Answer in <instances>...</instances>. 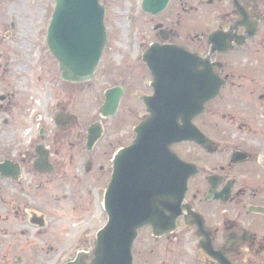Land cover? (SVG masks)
Masks as SVG:
<instances>
[{
  "label": "flooded vegetation",
  "instance_id": "flooded-vegetation-1",
  "mask_svg": "<svg viewBox=\"0 0 264 264\" xmlns=\"http://www.w3.org/2000/svg\"><path fill=\"white\" fill-rule=\"evenodd\" d=\"M149 1L138 0V65L122 61L108 66L114 72L104 104L106 94L118 90L122 106L138 73V127L149 117L146 99L155 94V78L146 59L164 56L150 53L153 48H175L184 56L208 61L224 84L202 112L193 103H201L205 81L199 77L192 87L196 93L187 98L189 108L197 107L189 124L199 132L194 135L201 143L187 140L172 147L189 166L187 173H193L176 229L155 236L146 227L149 230L139 231L136 244L144 234L152 236V259H161L154 264H176L177 257L182 264H264V0ZM100 3L107 12L103 0ZM166 13L171 14L164 21ZM8 26L12 32L14 23L0 22V67L8 52L4 44ZM221 32V44L212 46L210 37ZM106 49L107 45L92 80L69 83L61 77L59 95L44 116L30 114V107L9 91L7 81H0V264H62L63 260L67 264L80 253L90 262L94 255L93 235H85L86 248L73 243L71 236L78 220L86 221L88 214L92 219L91 204L83 211L72 206L83 186L81 166L87 175L105 172L106 184L110 183L111 151L97 157V167L94 153L116 127L109 121L117 112L103 117V104L97 120L81 128L75 113L79 94L84 101L97 88ZM9 65L5 64V75ZM201 69L199 65L202 73ZM230 102L239 105L252 124L229 111ZM34 122L35 134L25 143ZM92 128L100 134L89 145ZM64 220L65 225L60 224ZM74 251L72 257L63 258Z\"/></svg>",
  "mask_w": 264,
  "mask_h": 264
},
{
  "label": "water",
  "instance_id": "water-1",
  "mask_svg": "<svg viewBox=\"0 0 264 264\" xmlns=\"http://www.w3.org/2000/svg\"><path fill=\"white\" fill-rule=\"evenodd\" d=\"M54 1L47 37L50 51L64 81L87 82L94 76L108 40L105 9L99 0ZM223 34L212 35L210 43L221 44ZM150 53L164 55L146 59L155 78V96L146 99L151 115L136 128L133 144L121 150L114 161L104 203L108 222L97 235L94 258L88 263L79 255L68 264H133L139 231L151 226L155 236L170 233L183 214L193 173H187L189 166L172 147L187 140L201 143L194 135L199 132L189 124L197 107L189 108L187 98L196 93L192 87L200 78L205 81L201 103H193L202 112L205 104L218 96L224 82L213 72V65L193 55L184 56L175 48H153ZM121 95L118 90L106 94L102 115L115 114ZM184 121L186 124L181 125ZM99 134L96 128L90 130L89 145Z\"/></svg>",
  "mask_w": 264,
  "mask_h": 264
},
{
  "label": "rangeland",
  "instance_id": "rangeland-1",
  "mask_svg": "<svg viewBox=\"0 0 264 264\" xmlns=\"http://www.w3.org/2000/svg\"><path fill=\"white\" fill-rule=\"evenodd\" d=\"M103 2L107 10L105 23L108 31V44L103 67L101 66L99 71L101 74L97 88L84 101H82L84 97L79 94L77 113H74L78 115L80 128L82 125H90L94 122L93 119L96 121L99 117L100 108L104 104V94L111 88L108 83L114 72L108 71V66L111 68L112 65L115 66L122 61H129L133 65H138V0H103ZM54 8V0H4L0 8V22H6L8 25L14 23L12 32L10 26H8L9 31L8 29L5 30V33L9 35L4 39L8 52L1 61L0 81H7L9 91L19 98L22 105L29 106L30 114L35 117L37 114L44 116V110L47 107L52 108L51 105L54 104L56 96L59 95L60 68L51 54L47 42L48 28ZM170 14L166 13L163 20H168ZM7 62L10 65L7 75H5ZM255 70H257L256 65ZM138 81L137 73L133 85L127 88V93L124 96L122 106L117 111V116L109 121L116 127L109 133L108 139L101 142V150L97 148V152L94 153L95 166L97 167L99 165L98 156H102L104 150L111 151L109 155L112 160L111 175L114 156L120 149L131 145L135 138L134 129L139 122L138 104L136 102H138V91L141 90ZM226 107L229 111H234L241 117H245L248 124H252L249 122V115L243 112L236 103L230 102ZM32 127L33 133L25 138V143L35 134L37 129L35 122ZM216 131L220 134V131ZM25 133L28 131L21 133V135ZM103 146L105 147L103 148ZM78 173L82 178L83 186L79 187V198L72 207H78L80 211H83L88 209L91 204L92 219L88 214L86 221L78 220L74 226L72 225L75 230L71 236L73 243L78 241L80 247L86 248L85 235H93V241L96 244L97 233L107 222L103 202L108 184H106L105 172L87 175L81 166ZM62 223L65 225V220L60 224ZM144 230H149V228ZM152 241L153 238L149 234H144L141 237L139 245L136 244L134 249L135 264H154L153 260L156 259L157 262L161 261L158 257L152 259L151 252L154 249ZM81 249L79 248V250ZM163 251L165 250L161 249V252ZM75 253L76 251L66 253L63 258L72 257V254ZM177 260L179 261L176 264H182V258L177 257Z\"/></svg>",
  "mask_w": 264,
  "mask_h": 264
}]
</instances>
